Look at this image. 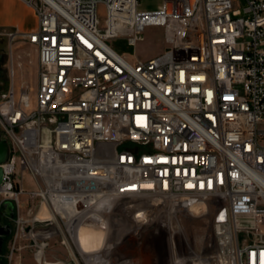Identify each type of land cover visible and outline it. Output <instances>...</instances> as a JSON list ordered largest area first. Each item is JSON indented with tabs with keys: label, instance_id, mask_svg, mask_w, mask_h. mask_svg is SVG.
I'll list each match as a JSON object with an SVG mask.
<instances>
[{
	"label": "built area",
	"instance_id": "2783aa9c",
	"mask_svg": "<svg viewBox=\"0 0 264 264\" xmlns=\"http://www.w3.org/2000/svg\"><path fill=\"white\" fill-rule=\"evenodd\" d=\"M24 1L38 27L9 41L35 47L36 86H17L9 53L0 100L17 239L29 210L35 242L62 237L78 264H264V0ZM148 27L164 30L162 54L114 46ZM184 212L213 215L199 249ZM97 220L87 252L79 234Z\"/></svg>",
	"mask_w": 264,
	"mask_h": 264
},
{
	"label": "rangeland",
	"instance_id": "374dc122",
	"mask_svg": "<svg viewBox=\"0 0 264 264\" xmlns=\"http://www.w3.org/2000/svg\"><path fill=\"white\" fill-rule=\"evenodd\" d=\"M163 0H144L141 3V11H154ZM244 3H242L243 5ZM100 17L103 20L105 17L104 10L100 7ZM31 25L33 19H28ZM14 30H0V37L4 38L7 50L14 55L16 62V84L19 87L22 84H28L30 87L36 86V75L38 70V56L34 46L29 44L23 37L11 46L9 41V34ZM144 41L139 43L136 47H130L125 41L118 40L114 42V46L121 52L129 55L134 59L149 60L165 51L167 46L165 42V33L162 28L148 27L144 34ZM8 82H0V100L3 98L7 90ZM264 127V124L262 125ZM3 140V139H2ZM24 206V204H23ZM2 211V207L0 209ZM26 222L25 234L16 236L17 232V218L18 212H15L14 217L10 220L11 236L6 239L4 244L3 264H78L77 252L74 247H67L62 243V237H59L50 242H43L35 240L31 236L33 229L31 221V212L25 210L21 214ZM177 222L180 225L182 234L192 241L199 249L207 241L213 239V215H205L203 212L196 213H181L177 217ZM94 226V225H93ZM92 227L90 223L89 229ZM264 231V228H263ZM93 237L97 230L87 231ZM250 243L256 241V237L252 234L248 240ZM43 250H42V249ZM73 251V252H72ZM41 254L38 255V253ZM72 252L73 255L70 253ZM73 256V257H72ZM75 257V258H74ZM77 257V258H76ZM74 258V259H73ZM76 259V260H75Z\"/></svg>",
	"mask_w": 264,
	"mask_h": 264
},
{
	"label": "crops",
	"instance_id": "0c3cea01",
	"mask_svg": "<svg viewBox=\"0 0 264 264\" xmlns=\"http://www.w3.org/2000/svg\"><path fill=\"white\" fill-rule=\"evenodd\" d=\"M29 18L33 19L31 25L28 23ZM37 27L36 13L24 0H0V30H14L27 34L35 31Z\"/></svg>",
	"mask_w": 264,
	"mask_h": 264
},
{
	"label": "flooded vegetation",
	"instance_id": "af4514ba",
	"mask_svg": "<svg viewBox=\"0 0 264 264\" xmlns=\"http://www.w3.org/2000/svg\"><path fill=\"white\" fill-rule=\"evenodd\" d=\"M3 39L4 38L0 37V69L6 71V63L8 61L9 52L7 50L6 42ZM0 82H4V81L0 80ZM2 208H3V211L0 210V228L4 229L6 232H10V234L0 236L1 238L4 239L2 250L0 252V257L2 259L1 264H3V258L1 255L3 254L5 241L11 236V233H12L11 227H10V223H11L10 220L15 215V210L11 205H8L7 208H4V207Z\"/></svg>",
	"mask_w": 264,
	"mask_h": 264
},
{
	"label": "water",
	"instance_id": "95a60500",
	"mask_svg": "<svg viewBox=\"0 0 264 264\" xmlns=\"http://www.w3.org/2000/svg\"><path fill=\"white\" fill-rule=\"evenodd\" d=\"M0 80L2 81H8L9 77H8V73L5 70H1L0 69ZM10 158V146L9 143L6 140H2L0 138V165L6 163ZM3 180V169L2 167H0V184L2 183ZM4 208L8 207V204L5 203L3 204ZM0 209H1V199H0ZM10 232H6L4 229L0 228V236L2 235H9ZM4 243V239L0 237V252L2 250V246ZM2 262V259L0 257V264Z\"/></svg>",
	"mask_w": 264,
	"mask_h": 264
},
{
	"label": "bare ground",
	"instance_id": "6f19581e",
	"mask_svg": "<svg viewBox=\"0 0 264 264\" xmlns=\"http://www.w3.org/2000/svg\"><path fill=\"white\" fill-rule=\"evenodd\" d=\"M169 211V210H168ZM43 215H47L45 211L42 212ZM173 214V210H170L168 212V215H172ZM99 220L97 221H94L92 224V227L89 229V225L88 224L86 226V228L83 229V232H81V234H79V240L81 241V245L83 246V248H85V250L88 252V251H91L92 248H94V246H99V243H100V235L101 233H96L93 237L90 236L89 232L87 231H93V230H97V227L99 226L98 225ZM94 225V226H93ZM99 229V228H98ZM182 231V230H181ZM83 242V243H82Z\"/></svg>",
	"mask_w": 264,
	"mask_h": 264
},
{
	"label": "trees",
	"instance_id": "16d2710c",
	"mask_svg": "<svg viewBox=\"0 0 264 264\" xmlns=\"http://www.w3.org/2000/svg\"><path fill=\"white\" fill-rule=\"evenodd\" d=\"M2 211H3V208H2Z\"/></svg>",
	"mask_w": 264,
	"mask_h": 264
}]
</instances>
